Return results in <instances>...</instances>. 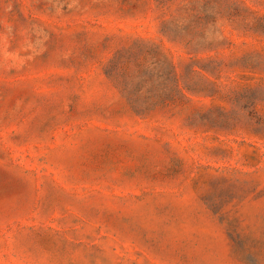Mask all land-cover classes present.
I'll return each mask as SVG.
<instances>
[{
  "label": "rangeland",
  "instance_id": "obj_1",
  "mask_svg": "<svg viewBox=\"0 0 264 264\" xmlns=\"http://www.w3.org/2000/svg\"><path fill=\"white\" fill-rule=\"evenodd\" d=\"M0 264H264V0H0Z\"/></svg>",
  "mask_w": 264,
  "mask_h": 264
}]
</instances>
